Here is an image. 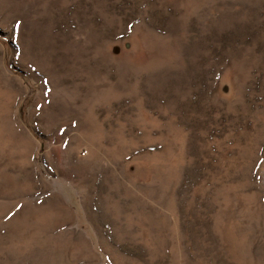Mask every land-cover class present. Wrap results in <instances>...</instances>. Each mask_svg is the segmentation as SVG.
I'll return each instance as SVG.
<instances>
[{"label":"rangeland","instance_id":"374dc122","mask_svg":"<svg viewBox=\"0 0 264 264\" xmlns=\"http://www.w3.org/2000/svg\"><path fill=\"white\" fill-rule=\"evenodd\" d=\"M0 264H264V0H0Z\"/></svg>","mask_w":264,"mask_h":264}]
</instances>
